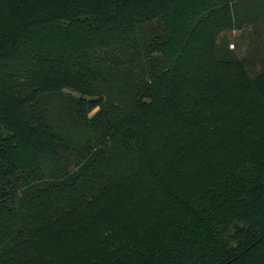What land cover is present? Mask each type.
I'll list each match as a JSON object with an SVG mask.
<instances>
[{
	"label": "trees",
	"instance_id": "obj_1",
	"mask_svg": "<svg viewBox=\"0 0 264 264\" xmlns=\"http://www.w3.org/2000/svg\"><path fill=\"white\" fill-rule=\"evenodd\" d=\"M260 22L264 0H0V264H264V63L227 36Z\"/></svg>",
	"mask_w": 264,
	"mask_h": 264
},
{
	"label": "rangeland",
	"instance_id": "obj_2",
	"mask_svg": "<svg viewBox=\"0 0 264 264\" xmlns=\"http://www.w3.org/2000/svg\"><path fill=\"white\" fill-rule=\"evenodd\" d=\"M258 29L257 33L250 28L232 30L227 33L230 47L232 48L235 45L233 48L238 50L241 57H245L250 65L254 66L255 71H258L264 63V22L259 23ZM75 134L81 135L82 133L78 131ZM218 166L207 168L208 172L206 171L207 173L204 176L206 181H210L216 176Z\"/></svg>",
	"mask_w": 264,
	"mask_h": 264
}]
</instances>
